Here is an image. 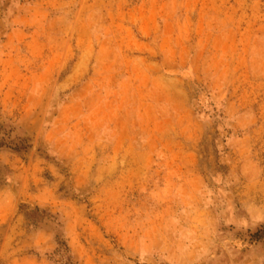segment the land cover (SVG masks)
Masks as SVG:
<instances>
[{
  "label": "rangeland",
  "instance_id": "1",
  "mask_svg": "<svg viewBox=\"0 0 264 264\" xmlns=\"http://www.w3.org/2000/svg\"><path fill=\"white\" fill-rule=\"evenodd\" d=\"M0 142V264H264V0H0Z\"/></svg>",
  "mask_w": 264,
  "mask_h": 264
},
{
  "label": "trees",
  "instance_id": "2",
  "mask_svg": "<svg viewBox=\"0 0 264 264\" xmlns=\"http://www.w3.org/2000/svg\"><path fill=\"white\" fill-rule=\"evenodd\" d=\"M5 146L4 142H0V147ZM8 147V146H6ZM14 147L13 150L15 151H19L20 147L18 146H11ZM1 170V169H0ZM21 213L23 214V217L25 219V221L27 222V227L35 230L38 229L40 227H42V225H45L47 223L49 224H56V227H58L59 223L57 222V216L51 214L48 210L46 209H41L39 207H34V208H29L26 205H22L21 206ZM251 240H260L263 237L258 236V233H254L250 236ZM55 243L57 244V250L54 252L53 254V258L58 257V261L57 263H61V264H74L71 256H70V252H69V248L66 244V242L61 239L60 234H56L55 236Z\"/></svg>",
  "mask_w": 264,
  "mask_h": 264
}]
</instances>
